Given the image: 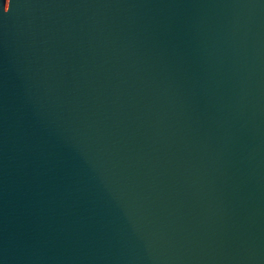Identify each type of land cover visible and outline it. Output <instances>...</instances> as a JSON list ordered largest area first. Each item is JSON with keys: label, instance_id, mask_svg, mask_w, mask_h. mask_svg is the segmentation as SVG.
Here are the masks:
<instances>
[{"label": "water", "instance_id": "obj_1", "mask_svg": "<svg viewBox=\"0 0 264 264\" xmlns=\"http://www.w3.org/2000/svg\"><path fill=\"white\" fill-rule=\"evenodd\" d=\"M0 264H264V0H0Z\"/></svg>", "mask_w": 264, "mask_h": 264}]
</instances>
